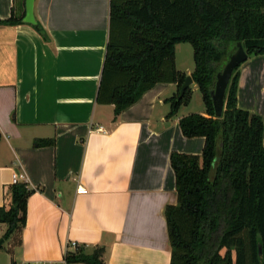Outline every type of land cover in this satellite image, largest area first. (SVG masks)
Returning a JSON list of instances; mask_svg holds the SVG:
<instances>
[{
  "label": "crops",
  "instance_id": "crops-1",
  "mask_svg": "<svg viewBox=\"0 0 264 264\" xmlns=\"http://www.w3.org/2000/svg\"><path fill=\"white\" fill-rule=\"evenodd\" d=\"M110 1L35 0L45 36L23 22L0 25V207L10 206L13 175L34 190L25 226L4 243L17 236L11 264L59 261L70 243L85 253L102 247L104 264L170 263L164 210L177 194L169 156L200 155L204 138L181 133L190 103L167 117L175 84L154 85L116 117L96 103ZM16 2L0 0V21L21 11ZM238 72L237 106L261 117L264 147V56ZM189 87L192 97L197 86ZM39 139L53 145L33 147Z\"/></svg>",
  "mask_w": 264,
  "mask_h": 264
},
{
  "label": "trees",
  "instance_id": "trees-1",
  "mask_svg": "<svg viewBox=\"0 0 264 264\" xmlns=\"http://www.w3.org/2000/svg\"><path fill=\"white\" fill-rule=\"evenodd\" d=\"M12 7L2 26L22 24ZM18 12V11H17ZM45 36L42 27L32 25ZM241 43L247 58L264 56V0H111L109 33L96 103L112 105L114 117L136 103L158 83L175 84L166 100L167 117L191 101V88L179 96L185 75L175 67V47L189 44L194 63L190 75L197 86L204 115L179 119L186 138H204L200 155L172 152L176 205L164 210L169 264H264V147L260 116L237 106L238 66L224 97L223 113H213L211 92L216 75ZM1 138V134H0ZM52 140L33 141L35 148ZM25 183L10 186L11 203L0 207V224L7 226L0 251L26 223ZM63 258L67 264H104V249L85 253L76 244ZM261 247V253L258 248ZM13 264V263H12Z\"/></svg>",
  "mask_w": 264,
  "mask_h": 264
},
{
  "label": "water",
  "instance_id": "water-1",
  "mask_svg": "<svg viewBox=\"0 0 264 264\" xmlns=\"http://www.w3.org/2000/svg\"><path fill=\"white\" fill-rule=\"evenodd\" d=\"M34 1L35 0H24V17L22 19V22L25 24H36L33 13ZM236 47V51L229 57V60L223 67L222 71L216 75L214 89L211 92L213 113L216 118H220L222 116L225 91L233 71L247 60V55L241 43H237ZM192 83L193 81L191 77L186 76L180 88V97L182 96L186 88H188ZM258 250L259 253H261V247H259Z\"/></svg>",
  "mask_w": 264,
  "mask_h": 264
},
{
  "label": "rangeland",
  "instance_id": "rangeland-1",
  "mask_svg": "<svg viewBox=\"0 0 264 264\" xmlns=\"http://www.w3.org/2000/svg\"><path fill=\"white\" fill-rule=\"evenodd\" d=\"M19 3L16 2V5L19 4L21 6V0H17ZM175 67L177 70L185 71L188 69H193V59H192V48L189 44H180L178 48L176 47V54H175ZM203 108V104L201 101L200 93L196 90L191 97V102L186 108H181V112H189L190 113H197ZM17 236H13L11 238V244H5V251L0 253V264H11L10 256L11 251L8 247H11L12 243L16 241ZM68 247V246H67ZM65 251H68L66 248Z\"/></svg>",
  "mask_w": 264,
  "mask_h": 264
},
{
  "label": "built area",
  "instance_id": "built-area-1",
  "mask_svg": "<svg viewBox=\"0 0 264 264\" xmlns=\"http://www.w3.org/2000/svg\"><path fill=\"white\" fill-rule=\"evenodd\" d=\"M97 131H102V128H98ZM19 176L17 175H13L12 176V184H16L19 182ZM77 193L78 194H85L86 190L83 188H78L77 189ZM76 246V243H70V250H74ZM66 253V251H64V254ZM17 264H67L66 261L63 259L59 260V261H47V260H30V261H22V262H18Z\"/></svg>",
  "mask_w": 264,
  "mask_h": 264
}]
</instances>
